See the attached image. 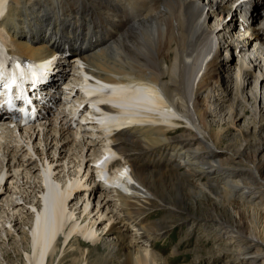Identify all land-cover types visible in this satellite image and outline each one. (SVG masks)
Wrapping results in <instances>:
<instances>
[{"label": "bare ground", "instance_id": "6f19581e", "mask_svg": "<svg viewBox=\"0 0 264 264\" xmlns=\"http://www.w3.org/2000/svg\"><path fill=\"white\" fill-rule=\"evenodd\" d=\"M201 1L0 0V58L30 63L61 57L52 85L56 92L51 103L56 108L47 110L51 117L18 129L0 115V152L11 148L0 158L7 169L0 172V184L9 180L3 193L14 195L13 189H20L11 182L20 176L21 168L25 174L21 179L38 171L37 162L42 168L35 201L31 199L23 213L13 216V225L23 218L28 226L27 232H19L25 246L24 264H48L58 250L72 248V241L76 247L71 264L86 262L78 238L94 248L102 243L100 263L170 264L153 254L151 243L178 223L213 233L208 243L238 246L240 257L223 258L222 264H264V119L256 134L241 135L246 144L235 156H229L228 147L235 139L231 133L216 131L207 122L214 87L223 99L230 95L222 85L230 80L225 74L229 67L217 59L221 46L214 43V30L226 17L232 20L225 23L227 29L236 25L264 46V0H204V5ZM245 8H249V20ZM235 16L241 18L239 23ZM211 17H218L215 28L205 25ZM62 21L71 25L58 30ZM219 31L226 33L223 27ZM247 43L235 40L228 46L238 55L246 53ZM67 58H72L69 65ZM79 60L88 68L79 71ZM239 71L244 79L251 74L242 63ZM79 72L83 82L77 78ZM85 74L99 78V83H91ZM116 76L125 83L121 88L113 84ZM259 77L264 83L263 70ZM59 80L67 95L58 90ZM76 84L96 112L91 123L76 121L74 127L65 118L63 101L74 92L80 99ZM148 86L167 103L157 112L139 95L149 91ZM256 97L251 87L244 100L255 104ZM102 103L107 104L98 108ZM237 110L248 114L242 102L230 114ZM134 113L138 119H132ZM127 115L130 119L124 121ZM62 120L58 127L57 121ZM166 120L168 125H161ZM29 133V139L39 137L32 142L36 159L18 160L16 155L24 146L14 140L10 145V139ZM108 137L116 143L118 156L108 151L102 162H87L93 149ZM223 145L226 151H215ZM121 155L125 161L113 177L107 175V166L117 158L121 161ZM51 166L57 179L49 176ZM10 206L12 218L17 204L10 202ZM9 234L5 230L6 238ZM103 237L108 243L102 242ZM176 246L173 254L179 250Z\"/></svg>", "mask_w": 264, "mask_h": 264}, {"label": "rangeland", "instance_id": "374dc122", "mask_svg": "<svg viewBox=\"0 0 264 264\" xmlns=\"http://www.w3.org/2000/svg\"><path fill=\"white\" fill-rule=\"evenodd\" d=\"M37 4H40L37 2ZM201 5H204L205 2L202 0L200 2ZM63 7V4H62ZM64 8V7H63ZM65 9V8H64ZM39 10V9H38ZM40 12V10H39ZM244 14L249 20V15L247 13V8L244 9ZM237 18V16H235ZM237 18V22H240V19ZM218 17H211L207 20L205 23L206 27L208 28H215L218 24ZM235 21V20H234ZM226 22H232V20H229L225 17V19L220 21L218 27L214 30L215 36H214V43H219L221 46L220 53L218 54V61L222 64H225L227 67H229L226 70L225 74H228V77L230 76V80H228V83H222L223 89L230 90V95L226 97V99H223V95L221 94V91L216 89L214 87L215 91L213 90V93L215 96L212 95L209 110L212 114V116H207V122L213 126V128L216 131H222L226 132L229 131L231 133V136H233L235 139L231 140V145L228 147L229 150V156H235V154L241 149L243 150L245 144H246V138H243L241 135H246V137L254 135L257 133L259 121L261 119H264V83L261 81V78L259 77L261 75V71L264 72V47L258 44V42L252 41L249 38H247V34H244L243 32H238V27L235 25L234 29L231 30V28L227 29V26L225 27ZM235 23V22H234ZM251 21L249 22V24ZM66 25H71L70 21H62V25L59 26L57 29H64ZM223 27V30L226 33H223V31H219L216 33L217 29H220ZM232 36L231 39L228 40L226 38L225 34ZM241 41L248 43H255L251 46L247 47L246 53H240L236 54L233 50H231L230 46L233 41ZM247 43V44H248ZM230 45V46H228ZM249 48V49H248ZM258 58V60L255 62V60ZM72 58H67V64L69 65V62ZM240 63H242V66L245 67L250 71V75H248L245 79L243 74L239 71ZM254 65V66H253ZM222 81V78H221ZM248 83V84H247ZM243 86L246 87L243 89ZM255 88L256 93V102L255 104H251L244 100V96L248 95L249 88ZM243 89V90H242ZM242 102L243 105L248 110V114L243 116L240 111L237 110L235 114H230L231 108L236 106L237 103ZM220 108V109H219ZM262 108V109H261ZM60 127L62 125V121H57V126ZM56 126V125H55ZM29 134L20 136L17 135L18 138L10 139V145L15 143H18L22 146H24L23 150L18 151V160H21L20 158L26 157H33V159H36V156L33 155V141L34 143L38 140V136L36 138L32 137V139H29ZM14 140V142H13ZM8 142V140H7ZM26 145H30L29 149ZM9 146V143L6 145ZM36 146H34L35 148ZM38 147V146H37ZM231 147V148H230ZM226 146L223 145L222 147L215 148V151H226ZM3 147L1 148V150ZM11 150L10 147H6L5 152L4 150L0 152V158L1 155ZM36 149V148H35ZM238 150V151H237ZM21 151V152H20ZM28 151L30 153H28ZM3 152V153H2ZM20 153V154H19ZM22 156V157H21ZM29 156V157H28ZM224 165H226L228 162L225 159ZM3 166L5 167L6 161L3 162ZM41 162H37L38 171L41 169ZM226 168V167H225ZM6 172L7 169L3 168L0 164V172ZM23 169L21 168L18 172V175L20 176L16 179L12 180V184L14 186H19L20 189H13V191L16 193L14 195H9L3 193V188H7V184L9 183V180L2 182L0 184V187H2V192H0V264H24V257L25 254L22 253V250L25 248L24 243L21 242V235L19 232L21 230L23 232H27L26 225L23 224V218L19 221H17L13 225V216L17 215L26 208H28L27 202H29L31 199L35 201V197L38 195L36 192L39 191L38 187V177L39 173L38 171L33 172L32 174H28L27 178H23L25 175L24 172H22ZM22 172V173H21ZM8 175H13V172ZM24 174V175H23ZM27 181V184H24V181ZM22 183V184H21ZM3 184L4 187H3ZM36 186L37 189L33 190L32 187ZM35 191V192H34ZM35 193V194H34ZM13 202L17 204L16 206V213L12 215V218L10 216L11 212V206L10 202ZM7 202V203H6ZM7 205V206H6ZM10 207H9V206ZM72 209H75L73 207ZM3 211V213H1ZM9 212V213H8ZM15 212V211H14ZM158 213V212H155ZM77 216V215H76ZM158 217H155L157 219ZM22 221V222H21ZM26 223L28 222L25 220ZM11 222V223H10ZM20 224H19V223ZM28 224V223H27ZM105 224V223H104ZM101 227L103 228V225ZM175 228H173L171 231L164 234V236H161L158 240L153 241L151 245H155V248L152 249V252L154 255H158L161 258L167 259V261L170 264H222L223 258H235L240 257L238 256V246L231 249L230 246H225L224 244L220 243H208L206 240H209L211 238V234L203 233L200 230H196V228L191 227L189 228V225L184 226L183 228L179 223L176 224ZM5 228V229H4ZM9 229V236L5 237V230ZM14 229V232H13ZM19 229V230H17ZM22 232V233H23ZM211 232V231H210ZM100 233V232H99ZM188 234V236L186 235ZM186 235V236H185ZM12 236V237H11ZM102 242L103 239L107 242V238L103 237L101 238ZM172 239V240H171ZM78 240L81 242V250L87 256L86 262L82 261L77 264H104L103 262L100 263L99 260H101L100 256L103 255L105 248L103 247L102 243L98 242L96 244V248L94 246H91L90 244H87L83 241V239L78 238ZM84 242V243H83ZM73 243V247L67 250L66 252H63L62 248L61 250H58L57 253H54L52 255V259L50 258L48 264H71L74 255L71 256V253L73 250H75L76 245ZM108 243V242H107ZM205 244V245H204ZM179 245V250L177 253L173 254V249H175ZM200 245V246H199ZM199 246V247H198ZM95 251H93L94 249ZM228 248V249H227ZM195 249V250H194ZM199 249V250H197ZM89 251V252H88ZM18 253V254H17ZM20 255V256H19ZM98 256V257H96ZM199 256L200 260H195ZM78 259V258H77ZM99 261V263H97ZM153 264V263H152Z\"/></svg>", "mask_w": 264, "mask_h": 264}, {"label": "snow or ice", "instance_id": "6c2138e0", "mask_svg": "<svg viewBox=\"0 0 264 264\" xmlns=\"http://www.w3.org/2000/svg\"><path fill=\"white\" fill-rule=\"evenodd\" d=\"M15 68H16V71H17L18 74H20V75L23 74V73H22V70H21V66H20L19 64H16V65H15ZM2 75H3V73L0 72V76H2ZM12 83H13V84L16 83V79H15V77L12 78ZM17 98H18V99H24L26 103L28 102L27 99L24 98V97H22V96H21V97H17ZM8 103H9V106L11 107V102L9 101Z\"/></svg>", "mask_w": 264, "mask_h": 264}]
</instances>
